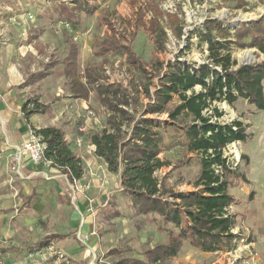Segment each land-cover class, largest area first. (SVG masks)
Wrapping results in <instances>:
<instances>
[{"label":"rangeland","instance_id":"rangeland-1","mask_svg":"<svg viewBox=\"0 0 264 264\" xmlns=\"http://www.w3.org/2000/svg\"><path fill=\"white\" fill-rule=\"evenodd\" d=\"M247 1L246 9H238L236 0H163V10L178 14L180 22L167 16L162 20L166 49L158 51L144 29L136 27L145 0H0V95L5 93L6 98L16 92L23 106L30 101L49 105L44 114L50 118L48 124L63 130L83 169V178L77 183L41 179L24 183L14 169L15 154L0 131V264H118L123 258H142L147 249L167 242L164 228L178 231L174 225L164 224L158 214H138L132 198L124 192L121 174L111 173L104 161L95 158L85 130L109 127L113 112L101 101L99 87L117 86L121 93L128 94L132 102L128 110L140 117L153 99L160 74L171 64L175 66L177 60L194 66L208 63L207 43L199 37L207 19L220 21L234 33L241 24L264 18V1ZM63 5L75 14L70 22L64 20ZM150 18L147 14L146 20ZM106 20L114 24L118 38L129 40L136 35L132 48L139 67L130 63L122 50L96 53L100 48L97 42L110 33ZM178 25L184 29L182 39L176 35ZM214 35L221 38L216 32ZM71 45L78 51L77 80L82 84L96 81L91 83L88 100L76 95L72 77L68 78L65 71L63 62ZM231 53L238 65L264 61V54L256 48L234 44ZM156 62L163 64V71L156 68ZM39 72L47 73V77L31 84V78ZM195 90L200 92L201 86ZM179 101L174 95L168 109L173 110ZM214 107L224 115L213 122L241 121L248 135L247 142L233 143L223 150L236 173L229 177L233 182L229 193L235 198L229 211L236 217L233 231L237 238L231 247L219 250L221 254L202 252L186 242L170 262L244 264L254 259L264 264V111L242 98L233 106L216 102ZM147 118L172 124L166 113ZM191 121V117L181 116L175 125L161 131L162 159L171 167L159 170L156 177L171 190L165 201L172 204L178 193L193 189L201 173V156L190 153L187 147L185 133ZM176 151L179 153L174 154ZM242 176L251 180L249 185ZM34 189V198L27 200ZM74 192L80 194L78 200L84 204L82 213L77 211ZM251 192H255L253 199Z\"/></svg>","mask_w":264,"mask_h":264},{"label":"trees","instance_id":"trees-1","mask_svg":"<svg viewBox=\"0 0 264 264\" xmlns=\"http://www.w3.org/2000/svg\"><path fill=\"white\" fill-rule=\"evenodd\" d=\"M162 1L146 0L139 9L136 22L137 29H144L149 42L158 51L166 49V32L161 25L162 20L167 16L170 20L180 22L178 14H168L163 10ZM236 2L238 9H246L249 5L247 0ZM60 8L65 21H72L75 16L73 10L65 5ZM147 14H151L148 21ZM106 23L111 33L102 42H97L100 48L96 53L106 55L122 50L128 61L139 67L132 48L136 35L133 34L129 40L121 35L118 38L114 24L108 20ZM175 29L177 37L182 39L183 26L178 25ZM214 32L221 38L216 37ZM199 37L207 43L208 63L194 66L177 60L175 66L171 64L169 70L160 74L159 86L154 91L153 99L140 117L128 110L132 103L128 94L121 93L117 86L99 87L101 101L113 114L108 119L109 127L86 132L96 148V156L107 164L111 173L121 174L124 192L132 198L138 214H158L164 224H172L178 229L175 231L164 228L169 237L168 244L147 249L142 258H123L118 264H171L170 260L181 253L186 242L202 252L215 253L231 247L237 238L232 233L236 217L229 213V208L235 203V198L229 193V188L233 187L229 177L236 173L224 157L223 150L230 144L247 142L248 135L241 121H234L232 124L213 122L214 118L224 115L214 104L226 102L233 106L242 98L258 110L264 111V61L238 65L231 53V46L235 44L240 48H256L264 54V18L243 23L234 33L220 21L207 19L201 27ZM247 38H250L249 42H245ZM77 57L78 51L74 48L66 59L68 75L73 78L78 72ZM155 66L160 72L164 70L161 62H156ZM196 86H201L200 92H196ZM87 93L88 91L84 98H87ZM174 95H178L180 103L169 110L168 105L173 101ZM148 96L152 98L150 94ZM31 104L34 105L32 109L29 108ZM45 110L44 105L31 101L23 106L28 124L33 114L43 113ZM165 113L172 124H162L147 118L148 115ZM181 116L192 118L185 135L188 150L201 155V173L194 183L201 190L193 194H179L172 204L169 200L165 201L166 195L172 192L156 177V172L168 165L159 158L163 151L161 131L175 125ZM34 132L47 144L46 159L54 167L65 171L72 182L80 180L83 169L69 148L64 132L55 127ZM242 177L245 184L249 185L250 181L245 176ZM254 195L255 192H251L250 199ZM184 217L189 219L186 228L183 227Z\"/></svg>","mask_w":264,"mask_h":264},{"label":"crops","instance_id":"crops-1","mask_svg":"<svg viewBox=\"0 0 264 264\" xmlns=\"http://www.w3.org/2000/svg\"><path fill=\"white\" fill-rule=\"evenodd\" d=\"M144 4H145V2H144ZM144 4L142 6H144ZM65 6H67V5H65ZM81 6L84 7L83 5H81ZM68 8H69V6H68ZM74 48L77 49V47L75 45H71L69 55L71 54V51ZM110 53H112V52H110ZM69 55H68V57H69ZM66 59L64 60L63 63H64V66H65L66 74H67L68 78H70L69 75H68V70H67L68 68H67V64H66ZM78 69H79V65H78ZM77 74H78V72H77ZM46 77H47V73H45V72H39L38 76H35V77H32L31 78L30 83L31 84L39 83L42 80H44ZM71 79H72L73 85L76 86V91H75L76 92V95L79 96V97H81L84 100H88L89 99V94L91 93V88H90L91 85H92L91 84L92 83L91 80H89L90 83L87 82V81H85L82 84L81 82H79L77 80V76L75 78L72 77ZM79 85H81L82 87H80ZM79 88L81 90H79ZM86 91H88L87 98H84L83 96L85 95ZM4 95H5V93L0 95V131L4 135V137L6 139V143L9 145V148H11V150H13V153H15L16 149L18 147H20L26 141V139L28 138L29 134L32 131H34V130H40V129L48 128V127L59 128L56 125H49L48 124L50 118L47 119V116H45L44 114L47 112L46 110H48L49 108L48 109L46 108V110L43 113L33 114L29 118L30 124H28L27 121H26V118H25V114L23 112L22 97H20L19 94L16 95V92L15 93L14 92L9 93V96L7 95L6 98H4ZM39 104H42V103L39 102ZM42 105H44L45 107L46 106H49V105H45V104H42ZM59 129H61V128H59ZM85 131H87V128H86ZM91 146H93V145L91 144ZM95 151H96V148H95V146H93L92 152L94 154H95ZM189 152L190 153L199 154L197 152H192V151H189ZM176 153H179V152H177V151L174 152V154H176ZM163 154H164V150L160 153L159 158L163 162H166L164 159H162V155ZM168 155H171V154L169 153ZM198 156H201V155L199 154ZM96 157L97 156L95 154V158ZM167 157H169V156H167ZM97 158L99 160H102L99 157H97ZM166 163L168 165H166L165 167H167V166L171 167L170 166L171 164L169 162H166ZM162 169H160V171ZM17 176L24 183H29L31 180H37V179H41V180L48 181V182H55V183L58 182L60 184L65 183V182L67 184V183H70L71 182V180L69 178V175L67 173H65V174L61 173V170L60 169L51 168V167H43V166H35V165L31 164V163L30 164L29 163L26 164L23 167L22 171H21V175L17 174ZM247 179L251 182V180L249 178H247ZM77 182L78 181H75V183H77ZM199 190H201V187L197 188L194 185L193 189H189V190H186V191H181V193H178V195L179 194H183V193H185V194H193V193L199 192ZM35 193L36 192H35V189H34L29 196H26V199L27 200L33 199L34 196H35ZM74 196H75L76 202L78 203L77 206H76L77 207V211L80 212V213H82V211L84 209V204H81L80 201L78 200L80 194H78L77 192H74ZM229 213H230V211H229ZM188 221H189V219H187V218H186V220L184 219V224H189ZM84 222H85V220H84ZM84 222H82V225H84ZM82 227L80 228V231L83 233V228ZM232 233L234 234L235 232L232 231ZM85 235H87V234H85ZM87 242H89V240ZM162 243L163 244H168L169 243V237L167 239V242L165 241V242H162ZM250 246L253 247V244L250 243ZM90 252L95 257L96 254H95L93 248L90 249ZM216 253L221 254L219 251L218 252H215L214 254H216ZM217 263H219V261H217Z\"/></svg>","mask_w":264,"mask_h":264},{"label":"built area","instance_id":"built-area-1","mask_svg":"<svg viewBox=\"0 0 264 264\" xmlns=\"http://www.w3.org/2000/svg\"><path fill=\"white\" fill-rule=\"evenodd\" d=\"M46 149L47 144L43 140V138L32 131L26 141L20 147H18L14 153V169L16 170L17 174L21 175L23 167L28 163H31L35 166L56 168L51 161L46 159ZM88 239L89 236L86 235V240ZM244 264L258 263L254 259H249V261L247 260L246 262H244Z\"/></svg>","mask_w":264,"mask_h":264}]
</instances>
